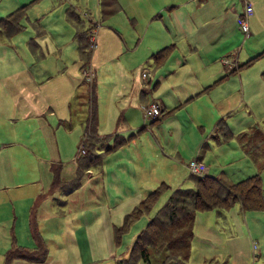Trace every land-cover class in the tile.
Listing matches in <instances>:
<instances>
[{
	"label": "rangeland",
	"instance_id": "rangeland-1",
	"mask_svg": "<svg viewBox=\"0 0 264 264\" xmlns=\"http://www.w3.org/2000/svg\"><path fill=\"white\" fill-rule=\"evenodd\" d=\"M117 1L101 18L98 0H0V264H116L174 187H195L188 163L200 155L225 187L257 172L264 190V0ZM245 3L246 33L236 17ZM84 34L88 63L77 50ZM89 68L97 132L104 144L125 141L94 150L91 139L94 155L78 168ZM152 101L162 108L154 123L143 112ZM160 181L169 188L116 235ZM40 247V262L6 260ZM164 257L133 264H176ZM187 263L264 264V210L238 200L197 210Z\"/></svg>",
	"mask_w": 264,
	"mask_h": 264
},
{
	"label": "trees",
	"instance_id": "trees-1",
	"mask_svg": "<svg viewBox=\"0 0 264 264\" xmlns=\"http://www.w3.org/2000/svg\"><path fill=\"white\" fill-rule=\"evenodd\" d=\"M98 3L101 18L114 13L120 7L117 0H98ZM15 12L16 10L12 11L8 14V17L13 16ZM1 20L2 18H0ZM10 26L13 30H18L19 28L16 21L14 23L10 22ZM79 39L81 42L78 43L77 50L88 61L90 51L88 50L87 36L85 38L84 34ZM166 48L167 46L160 48L158 56L164 55ZM89 82L85 89L86 94L82 95L85 102L89 103V116L85 117L83 121V130L77 146L78 151L75 160L78 163V168L88 164L94 155L88 149L89 145H93V141L91 142L90 140L97 139V143L104 142V138L100 137L97 133L98 119L95 79ZM159 115L153 116L154 118L150 122L154 123L158 121L160 119ZM111 135L117 136L118 134L112 133ZM115 140L112 145L106 143L105 150L122 145L125 141L122 136ZM86 150H88L87 154ZM57 183L58 179L57 175H55L52 184L56 185ZM162 186L163 184H160L154 188L129 213L125 214L123 222L120 225L114 226L116 235L124 231L129 223L141 213L150 209L162 191ZM225 186L227 185L220 179L211 175H205L204 177H196V185L193 188H176L128 246L125 257L120 258L118 261L122 264H133L136 259L148 262L154 251L155 253H165V261L175 259L176 264H188L187 260L190 255L191 239L193 236V223L197 210H208L213 207H229L236 200L240 202L244 210H264V190L260 186V176L257 172L230 184L229 188ZM183 191H187L190 193V196H193L191 209H188L184 203L181 193ZM182 205L183 213L177 217L175 215L176 209ZM39 250H43L41 256H35L25 250L13 248L7 253L6 260L12 257H22L25 259L37 258L41 261L45 256L46 249L40 247ZM125 260H128V263H125Z\"/></svg>",
	"mask_w": 264,
	"mask_h": 264
},
{
	"label": "crops",
	"instance_id": "crops-1",
	"mask_svg": "<svg viewBox=\"0 0 264 264\" xmlns=\"http://www.w3.org/2000/svg\"><path fill=\"white\" fill-rule=\"evenodd\" d=\"M99 4V3H98ZM99 12H100V6H99ZM11 13V12H10ZM9 13V14H10ZM240 13V12H239ZM238 13V14H239ZM237 14V15H238ZM237 17V16H236ZM249 17V16H248ZM0 18H2V17H0ZM248 19V18H247ZM245 33V32H244ZM92 37L93 38V36H92V34L90 33L89 35H88V37ZM85 38H86V34H85ZM93 41H94V39H93ZM94 45V44H93ZM163 47V46H162ZM162 47H160V48H162ZM90 51V54H89V59H90V57H91V50H89ZM89 61V60H88ZM88 61L86 62V63H88ZM85 63V64H86ZM84 64V65H85ZM169 68H173V67H169ZM90 71V72H89ZM90 75V77L88 78V76ZM85 76H86V78H87V81L89 82V80H93L95 77H94V74H93V71L92 70H90V68L87 70V71H85ZM144 78H147V77H149V76H143ZM81 98V102L82 103H85V99H84V96H82V93L79 95ZM243 96H244V93H242V95H241V98H243ZM227 97H225L224 99H226ZM152 102H157V101H152ZM152 102H150L149 104H151ZM148 104V105H149ZM147 106V105H146ZM146 106H143V112H144V116H145V111H144V107H146ZM69 109V112L71 113V111H70V108H68ZM146 117V116H145ZM122 118V116H120L118 119H121ZM97 129H98V120H97ZM82 130H83V128H82ZM98 134H99V131L97 132ZM112 133H115L114 131L112 132ZM112 133H109V134H106V135H111ZM117 133V132H116ZM82 134V133H81ZM118 134V133H117ZM100 135V134H99ZM104 136V135H103ZM103 136H101L100 135V137H103ZM81 138V137H80ZM104 138V137H103ZM80 141V140H79ZM78 146V145H77ZM105 147H106V144H104V142H101V143H98L97 144V148L96 149H101V148H104L105 149ZM78 151V150H77ZM77 153V152H76ZM76 156V155H75ZM199 159H201L202 160V155H200V156H197ZM76 161V160H75ZM203 161V160H202ZM188 168H189V170H190V172H191V169H190V167L188 166ZM207 172H208V170H207ZM206 175H211V176H214V177H216V178H218V179H220L222 182H226L225 180H224V178H223V176L222 175H214V174H210V173H206ZM189 177H191L193 180H194V182L196 183V176L195 175H193V174H189L188 175ZM248 176V175H247ZM247 176H245V177H247ZM245 177H243V178H245ZM242 179V178H241ZM52 180V179H51ZM240 180V179H239ZM236 181H238V180H236ZM235 181V182H236ZM232 183H234V182H232ZM160 184H163V186H162V189L163 188H169L168 187V185L167 184H165L163 181H160V183H159V185ZM157 187V186H156ZM156 187H154V188H156ZM4 188V187H3ZM154 188H145L144 190H143V197L138 201V203L148 194V193H150ZM176 188H183V189H190V188H193V187H187V186H182V185H179V186H177V187H174L171 191H170V193H169V195L172 193V191H174ZM0 189H1V187H0ZM52 189H55V188H53L52 187ZM73 189H71V191H72ZM168 195V196H169ZM167 196V197H168ZM167 199V198H166ZM165 199V200H166ZM165 202V201H164ZM163 202V203H164ZM162 203V204H163ZM162 204L158 207V209H160L161 208V206H162ZM137 205V204H136ZM134 206L135 205H133V208H134ZM240 207H241V205H240ZM132 208V209H133ZM132 209H130V210H132ZM241 209L242 210H244L242 207H241ZM156 213V212H155ZM154 213V214H155ZM196 213V212H195ZM153 214V215H154ZM152 215V216H153ZM152 216H150L148 219H147V221H146V223L149 221V219L152 217ZM194 220H195V217H194ZM123 222V221H122ZM146 223H145V225H146ZM194 224V223H193ZM145 225L139 230V232L145 227ZM138 232V233H139ZM137 233V234H138ZM137 234H136V236H137ZM136 236H135V238H136ZM134 238V239H135ZM133 239V240H134ZM133 241H131V243H132ZM128 248V247H127ZM126 251H127V249H126ZM126 251H125V253H124V255L122 256V258L123 257H125V255H126ZM46 253V252H45ZM41 256V255H40ZM40 256H37V257H40ZM22 259V258H21ZM120 259V258H119ZM119 259H116L115 260V263L116 264H118L117 262H120V261H118ZM25 260H27V261H34V262H40V259H37V258H33V259H25ZM43 260V259H42ZM41 260V261H42ZM122 264V263H121Z\"/></svg>",
	"mask_w": 264,
	"mask_h": 264
},
{
	"label": "built area",
	"instance_id": "built-area-1",
	"mask_svg": "<svg viewBox=\"0 0 264 264\" xmlns=\"http://www.w3.org/2000/svg\"><path fill=\"white\" fill-rule=\"evenodd\" d=\"M252 13V6L249 3H245L243 10L241 13L237 15V23L238 27L242 32L248 31V24H247V18ZM146 72L143 71V76H146ZM145 116L147 118L159 115L161 112V107L157 102H152L151 104L144 107ZM83 152V150H82ZM188 166L191 169V172L197 175H201L206 173L207 167L202 162V160L198 158H194L189 161Z\"/></svg>",
	"mask_w": 264,
	"mask_h": 264
}]
</instances>
